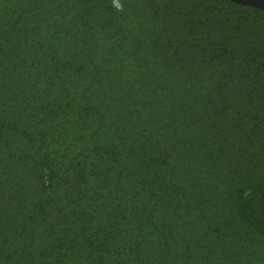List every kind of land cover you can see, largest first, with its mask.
Here are the masks:
<instances>
[{
  "label": "trees",
  "instance_id": "16d2710c",
  "mask_svg": "<svg viewBox=\"0 0 264 264\" xmlns=\"http://www.w3.org/2000/svg\"><path fill=\"white\" fill-rule=\"evenodd\" d=\"M0 0V264H264V9Z\"/></svg>",
  "mask_w": 264,
  "mask_h": 264
},
{
  "label": "water",
  "instance_id": "95a60500",
  "mask_svg": "<svg viewBox=\"0 0 264 264\" xmlns=\"http://www.w3.org/2000/svg\"><path fill=\"white\" fill-rule=\"evenodd\" d=\"M233 2L239 3V4H245L254 6L260 9H264V0H231Z\"/></svg>",
  "mask_w": 264,
  "mask_h": 264
},
{
  "label": "clouds",
  "instance_id": "9594fccd",
  "mask_svg": "<svg viewBox=\"0 0 264 264\" xmlns=\"http://www.w3.org/2000/svg\"><path fill=\"white\" fill-rule=\"evenodd\" d=\"M114 6L117 8L118 11L122 9V5L116 3L115 0H114Z\"/></svg>",
  "mask_w": 264,
  "mask_h": 264
}]
</instances>
